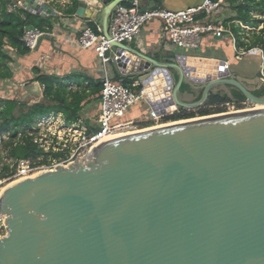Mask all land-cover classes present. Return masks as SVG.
I'll use <instances>...</instances> for the list:
<instances>
[{
  "label": "water",
  "instance_id": "water-1",
  "mask_svg": "<svg viewBox=\"0 0 264 264\" xmlns=\"http://www.w3.org/2000/svg\"><path fill=\"white\" fill-rule=\"evenodd\" d=\"M122 1L79 0L75 14L97 20L110 38L109 17ZM21 4L55 13L43 0ZM112 45L134 55L127 76L141 80L156 115L196 109L216 89L264 105V94L253 92L264 88L258 76L238 74L223 58L176 49L148 56ZM183 84L200 97L185 98ZM0 216V264H264V107L109 138L87 161L8 184Z\"/></svg>",
  "mask_w": 264,
  "mask_h": 264
},
{
  "label": "built area",
  "instance_id": "built-area-1",
  "mask_svg": "<svg viewBox=\"0 0 264 264\" xmlns=\"http://www.w3.org/2000/svg\"><path fill=\"white\" fill-rule=\"evenodd\" d=\"M65 1V0H61ZM69 3V2H68ZM230 9V10H228ZM227 11L230 15H224ZM235 11L228 0H202L199 4L182 9H167L157 6H146L142 10L141 0H131L128 3H118L112 9L109 17V34L107 38L98 22H93L95 29L86 19L79 30L76 43L82 48H92L102 65H113L117 60L126 64L125 71L115 68L119 79L110 78L106 73L101 79V88L98 93L99 105L96 119L88 122L80 115L73 122H66L59 112H51L37 117L30 128L25 131L34 143L46 153H59L58 157L49 158L46 163H36L30 159H17L13 163L14 171L11 175L0 177V197L4 188L17 180L31 177L44 170H52L58 165L67 166L75 160H89L92 151L99 144L111 136L129 131H136L133 120L126 119L128 111L138 103H145V87L138 78H130L129 84L123 83V78L131 72L128 68L134 59V55L124 48L112 45V41L122 42L126 45L135 40L141 31V27L149 20L157 19L161 23L160 38L165 45L186 50L198 49L204 37L214 39L223 37L229 40L234 59H240L249 54L260 59L258 71L255 74L264 84V48L261 45L248 46L246 30L259 31L264 27V11L258 13L251 11L253 18L261 21L257 27L243 24L239 20L227 22L235 16ZM259 14V15H258ZM239 26L240 31H235L233 26ZM50 35V32L41 31L38 28H27L23 34V41L29 51H34L42 37ZM238 35L240 37H238ZM225 66L230 67L229 60L224 59ZM250 104L246 99L240 104L227 102L225 111L249 109ZM148 111L153 119H160L148 106ZM1 217L0 237L6 233L4 218Z\"/></svg>",
  "mask_w": 264,
  "mask_h": 264
},
{
  "label": "trees",
  "instance_id": "trees-1",
  "mask_svg": "<svg viewBox=\"0 0 264 264\" xmlns=\"http://www.w3.org/2000/svg\"><path fill=\"white\" fill-rule=\"evenodd\" d=\"M78 0H69V3L63 9L65 15L72 16L78 6ZM232 5L235 16L228 19L239 20L245 25L257 27L261 21L251 16V11H264V0H228ZM122 3H128L127 0ZM13 8H9V7ZM57 19L55 15H37L29 12L17 4L16 0H0V81H5L13 77L11 63L14 58L9 51L22 57L30 51L25 46L23 34L27 28H38L41 31L50 32L53 23ZM94 29L93 21L88 22ZM234 24L231 23V27ZM239 26H234L237 32ZM260 34L248 42V46L261 45L264 48V27ZM34 77L31 79L33 85L38 86L41 98L33 103L22 101L18 98L0 97V135L8 134V138L3 140L4 157L10 159L12 163L2 162L0 166V177L11 175L14 171L13 163L17 159H30L36 163H46L49 158L58 157L59 153H46L41 150L32 138L25 131L30 128L37 117L49 114L51 112L61 113L66 122H73L81 115L83 106L91 99H99L101 80L86 75L81 71H71L63 75L41 73L33 66ZM119 74L115 71V79H119ZM129 76L123 78L124 84H129ZM73 83V87H68ZM190 90L186 84L182 85L181 90ZM257 95L264 94V88L254 92ZM200 92L196 93L193 101L200 97ZM92 97V98H91ZM46 100L53 101L49 104ZM244 96L236 89H231L230 93L219 89L211 92L206 102L196 109L179 108L171 114L163 115L161 122H169L179 119L191 118L199 115L223 112L227 102H236L240 104L244 101ZM149 123L143 126H151ZM0 155V160H1Z\"/></svg>",
  "mask_w": 264,
  "mask_h": 264
},
{
  "label": "crops",
  "instance_id": "crops-1",
  "mask_svg": "<svg viewBox=\"0 0 264 264\" xmlns=\"http://www.w3.org/2000/svg\"><path fill=\"white\" fill-rule=\"evenodd\" d=\"M85 1L90 4L92 2V0ZM154 1V6L175 10L194 6L199 4L202 0ZM67 2H69V0H67ZM141 5L152 6L153 3L152 0H141ZM66 16V18H61L60 20L56 19L53 23L50 35L42 37L38 43V48L20 57L19 61H23L25 64H27L26 62L28 61H30V63L38 61V69L41 73L46 74L63 75L71 71H81L90 77L100 80L106 73L109 75V65H102L92 48H82L76 43V38L83 22H85L86 19L89 21V18H79L75 13L72 16ZM90 20L98 22L97 20ZM160 27L161 23L157 19L147 21L141 27L139 35L134 41L128 43V46L141 50L148 56H156L162 49L167 51L174 50L175 48L170 45H165L164 41L160 38ZM110 67L115 72L114 66L110 65ZM16 68L17 69L14 70L15 75L13 78H20L23 75V71L21 73L19 70L20 68ZM73 86L74 84L71 83L68 87ZM147 108L148 106L141 102L132 107L128 112L129 114H126L125 117L126 119H130L139 116L140 114L145 113L148 110Z\"/></svg>",
  "mask_w": 264,
  "mask_h": 264
},
{
  "label": "rangeland",
  "instance_id": "rangeland-1",
  "mask_svg": "<svg viewBox=\"0 0 264 264\" xmlns=\"http://www.w3.org/2000/svg\"><path fill=\"white\" fill-rule=\"evenodd\" d=\"M17 4L19 6H22L21 0H16ZM46 2L53 10H55V13L52 15L57 16V19L60 20L61 18H66L67 16L63 13V9L68 4L67 0L61 1V0H43ZM13 8V7H9ZM230 10V9H228ZM257 11V10H256ZM260 13L259 11H257ZM232 12L227 11V13H224V15H230ZM76 15V14H75ZM259 15V14H258ZM57 20V21H58ZM263 21H261L260 25L258 28L264 25V16H263ZM84 23L82 24V26ZM234 28V26H233ZM241 29L239 28L238 31ZM248 40L250 41L255 34H260V31L257 30H246ZM238 37H240L238 35ZM41 40V39H40ZM38 48V47H37ZM176 51H189L186 49H181V48H175ZM38 51V50H37ZM10 55L12 58H14V62L11 63L12 70H13V76L15 75L14 70L17 69L16 67H19L21 73L23 71V75L20 78H10L5 81H0V97L7 98V97H13V98H18L22 101L28 102L29 104L33 103L34 101H37L41 98L40 93L38 91V86H34L33 83L31 82V79L35 76L34 73L32 72V67L35 66L38 68V61H33L30 63V61L26 62L27 64L20 62L19 59L20 57L15 55L14 52L9 51ZM189 53L193 54H202V55H211L215 56L218 58H223L229 60L230 68L237 72L238 74H241L243 76H254L259 67L260 59L258 56L255 55H249L246 54L242 56L240 59H234L232 56V48L231 45L229 44V40L225 37L221 39H214L210 37L209 35L204 37L201 45L198 49H194L193 51H189ZM24 58V57H23ZM22 58V60H23ZM27 72V73H26ZM108 72H109V77L115 79V72L114 70L108 66ZM114 74V75H113ZM24 76V77H23ZM219 89H216L217 91ZM224 90V89H221ZM196 93L192 92L191 90H188L187 88L185 89V93L183 96L189 100L193 99ZM98 99H91L90 101L86 102L83 106L82 110V115L86 118L88 122L93 121L96 119V114H97V106H98ZM139 104V103H138ZM136 104V105H138ZM135 105V106H136ZM145 106V105H144ZM251 107L253 108L255 104H250ZM134 107V106H133ZM146 107V106H145ZM148 109V108H147ZM225 110V108H224ZM129 112V111H128ZM227 112V111H223ZM129 114V113H127ZM129 116V115H127ZM131 120L134 121L137 130L141 129L143 125H147L149 123H153V125H158L162 124L165 122H161L160 119H153L151 115L149 114V111L147 110L145 113L140 114L139 116L130 118ZM152 126V125H151ZM8 138L7 133H3L0 135V155H1V160H0V166L2 165V162H8L12 163V161L6 157H4V149H3V140H6ZM1 219V217H0ZM1 222V220H0Z\"/></svg>",
  "mask_w": 264,
  "mask_h": 264
},
{
  "label": "bare ground",
  "instance_id": "bare-ground-1",
  "mask_svg": "<svg viewBox=\"0 0 264 264\" xmlns=\"http://www.w3.org/2000/svg\"><path fill=\"white\" fill-rule=\"evenodd\" d=\"M263 107H264V105H262V104H255V106L253 108H263ZM155 126H157V125H155ZM132 132H134V131H129V132L121 133V134H116V135L111 136L110 138H113V137H116V136H120V135H123V134L132 133Z\"/></svg>",
  "mask_w": 264,
  "mask_h": 264
},
{
  "label": "flooded vegetation",
  "instance_id": "flooded-vegetation-1",
  "mask_svg": "<svg viewBox=\"0 0 264 264\" xmlns=\"http://www.w3.org/2000/svg\"><path fill=\"white\" fill-rule=\"evenodd\" d=\"M242 76H243V75H242ZM245 77H247V76H245ZM250 77H252V76H250ZM254 86L257 87V88H255V90H254L253 92H256L258 89L263 88L262 86L258 88V84L254 85ZM230 92H231V89H227V93H230ZM254 94H255V93H254ZM256 95H257V94H256Z\"/></svg>",
  "mask_w": 264,
  "mask_h": 264
}]
</instances>
